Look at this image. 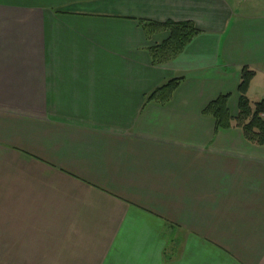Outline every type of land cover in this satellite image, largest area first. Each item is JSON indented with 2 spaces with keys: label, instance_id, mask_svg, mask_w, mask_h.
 Segmentation results:
<instances>
[{
  "label": "crops",
  "instance_id": "obj_1",
  "mask_svg": "<svg viewBox=\"0 0 264 264\" xmlns=\"http://www.w3.org/2000/svg\"><path fill=\"white\" fill-rule=\"evenodd\" d=\"M141 20L200 34L155 66ZM243 68L264 0H0V264H264V146L203 114Z\"/></svg>",
  "mask_w": 264,
  "mask_h": 264
},
{
  "label": "trees",
  "instance_id": "obj_2",
  "mask_svg": "<svg viewBox=\"0 0 264 264\" xmlns=\"http://www.w3.org/2000/svg\"><path fill=\"white\" fill-rule=\"evenodd\" d=\"M140 23L149 37L163 32L168 34L162 43L149 49L151 62L155 66L168 64L175 60L186 46L200 34L192 22L157 23L141 20ZM255 75V71L248 68H243L241 71L240 98L236 117L231 116L227 107L228 96H220L211 102L203 114L214 119L216 130L238 128L243 132L248 143L254 146H264V98L253 103L248 97L249 87ZM181 82L182 78L169 80L147 95L146 102L168 104Z\"/></svg>",
  "mask_w": 264,
  "mask_h": 264
},
{
  "label": "rangeland",
  "instance_id": "obj_3",
  "mask_svg": "<svg viewBox=\"0 0 264 264\" xmlns=\"http://www.w3.org/2000/svg\"><path fill=\"white\" fill-rule=\"evenodd\" d=\"M168 36V35H167ZM167 38V37H166ZM260 80V81H259ZM258 81V82H257ZM256 82H257V86L255 87V89H254V92H253V94L251 95V101L252 102H258V94H259V89H261L260 88V86L262 87L263 86V84H264V76H259V78H258V80H257ZM261 83V84H260ZM259 87V88H258ZM262 96H264V95H262ZM232 129H235V128H232ZM254 146V145H253Z\"/></svg>",
  "mask_w": 264,
  "mask_h": 264
}]
</instances>
